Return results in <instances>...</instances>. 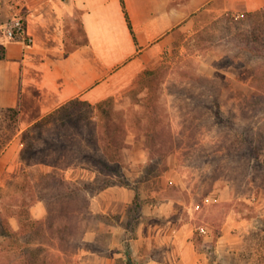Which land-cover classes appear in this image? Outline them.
Here are the masks:
<instances>
[{
	"label": "rangeland",
	"instance_id": "rangeland-1",
	"mask_svg": "<svg viewBox=\"0 0 264 264\" xmlns=\"http://www.w3.org/2000/svg\"><path fill=\"white\" fill-rule=\"evenodd\" d=\"M8 3L0 0V33L9 18ZM111 99L100 108L71 105L43 121L40 143L59 135L71 140L64 156L46 152L48 164L93 166L97 180L75 199L63 201L61 208L60 202L52 201L46 224L32 234L24 253L20 238L13 245L9 238L0 242V264H75L86 259L87 254H76L79 246L89 245L81 236L103 217H90L85 211L82 217L78 209L86 208L87 191L106 182L132 187L139 201L174 200L177 212L190 214L193 239L209 254L222 223L232 222L233 212L245 218L264 211V10L195 16ZM10 115L0 111V148L15 129ZM91 135L100 144L96 153H109L103 137L112 139L120 153L113 169L103 170L84 155L87 150L95 153ZM54 172L61 176L58 169ZM25 173L10 197L0 187L2 217L19 208L34 219L29 205L48 196V181L39 186L41 174L35 179L30 172L31 183ZM13 198L21 205H14ZM132 207L131 214L138 209ZM99 238L103 245L106 235ZM247 238L242 244L247 245ZM229 254L225 257L231 259Z\"/></svg>",
	"mask_w": 264,
	"mask_h": 264
},
{
	"label": "crops",
	"instance_id": "crops-1",
	"mask_svg": "<svg viewBox=\"0 0 264 264\" xmlns=\"http://www.w3.org/2000/svg\"><path fill=\"white\" fill-rule=\"evenodd\" d=\"M9 2V16L13 12L23 16L30 41L0 33V111L12 112L15 128L0 148V187L8 190L7 197L25 172L31 183L30 172L36 179L55 169L71 183L97 180V169L82 163L26 164L20 156L25 130L39 122L43 128V121L66 109L73 99L91 106L109 96L116 99L195 16H241L264 9V0ZM86 196V213L103 219L83 232L81 240L89 245L79 246L76 254L87 258L75 264H264V211L245 218L233 212L232 222L222 223L209 254L193 239L190 214L177 212L171 198L140 200L131 214L135 191L128 185L104 183ZM28 211L32 218L44 219V199L35 198ZM6 219L12 231L19 230L17 216ZM101 234L106 235L103 245L98 242ZM7 238L0 233V242ZM22 244L31 246L25 240Z\"/></svg>",
	"mask_w": 264,
	"mask_h": 264
},
{
	"label": "trees",
	"instance_id": "trees-1",
	"mask_svg": "<svg viewBox=\"0 0 264 264\" xmlns=\"http://www.w3.org/2000/svg\"><path fill=\"white\" fill-rule=\"evenodd\" d=\"M256 39L259 40L258 37ZM261 43L262 42H260V44ZM111 102H112L111 97H108L102 100L101 102L96 103L95 106L97 108H100L102 105L111 104ZM71 105L91 106L88 102L77 100V99H73L69 101L67 106H71ZM41 125H42L41 122L33 125L31 128L25 130L22 136L23 147L21 149L20 156L26 164L48 163L44 157L46 156V152H48L49 150L53 151L55 154H57V156L58 155L64 156V154L62 153H64V149L66 148L68 143H70L71 141L67 137H62L59 135L57 136V138L50 139V142L48 141L45 143L43 140V142L40 143L39 141L43 139V131H42ZM88 139L93 147H95L96 149L99 148L100 144L97 142V139L94 136L92 135L88 136ZM103 139L105 143V145L103 143L104 147L111 148L109 153L107 152L103 153L102 151L100 153H96V152L89 153L88 152V153H85L84 155L91 157L96 162H99L103 170L113 169L115 164H118L119 162L118 160L120 157L119 156L120 153L119 151H117V147L112 142V139H110L108 136H104ZM112 146H114V148H112ZM255 158L256 159L259 158L258 152H256ZM45 181H48V183L51 185V188L48 191V196L46 197L41 196L40 198H43L46 203L47 213L52 209V207L50 206L52 201H54V203L60 202V208H61L62 206L61 203L63 201H69V200L71 201L72 198H74L75 196L81 195L82 191L86 190L92 185L91 182L84 181V180L80 181L78 184L68 182L64 180L60 175L56 174L54 171L42 173L38 179L37 184L43 187L45 184ZM25 183H26V180L20 185V188H22ZM105 184H107V182ZM72 195H75V196L72 197ZM11 201L15 203L16 198L11 199ZM138 203H139V199H138L137 194L135 193L132 204L133 206H137ZM14 205L20 206L21 204L15 203ZM8 208L9 206H5L4 208L5 211H8L9 210ZM84 211L86 213V208H83L82 210L78 209V213L83 212L82 217L85 215ZM1 214L2 213L0 210V233L5 234V236H7L10 239V242L12 245L15 243V238L21 237L20 239L21 242H23V240H25L26 242L29 241L31 239L32 234L38 229H40L43 223L46 224L47 222L46 219H43V220L42 219L41 220L31 219L28 216V214L20 211L19 208L17 210L12 209L10 211L11 215L17 214L21 216L19 218V230L14 232L10 229L7 219L5 217H2ZM24 252H25V249L23 248V253Z\"/></svg>",
	"mask_w": 264,
	"mask_h": 264
},
{
	"label": "built area",
	"instance_id": "built-area-1",
	"mask_svg": "<svg viewBox=\"0 0 264 264\" xmlns=\"http://www.w3.org/2000/svg\"><path fill=\"white\" fill-rule=\"evenodd\" d=\"M4 34L11 39H18L29 42L30 38L25 32V22L23 16L19 12L10 14L4 25Z\"/></svg>",
	"mask_w": 264,
	"mask_h": 264
}]
</instances>
